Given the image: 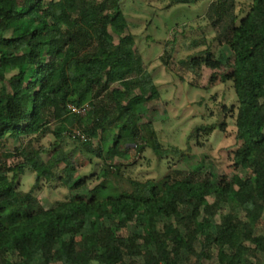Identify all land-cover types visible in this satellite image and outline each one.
Masks as SVG:
<instances>
[{
	"label": "trees",
	"instance_id": "trees-1",
	"mask_svg": "<svg viewBox=\"0 0 264 264\" xmlns=\"http://www.w3.org/2000/svg\"><path fill=\"white\" fill-rule=\"evenodd\" d=\"M123 2L0 0V264L37 258L36 264H204L215 251L219 264H262L264 0H252L246 12L235 10L236 0L166 4L176 7L166 26L176 27L195 19V6H207L212 35L185 39L193 54L180 61L176 73L190 82L208 67L213 74L206 87L233 82L238 101L221 112L235 120L233 175L214 181L168 170L159 179L127 177V187L124 169L131 157L147 151L160 161L181 157L194 140L209 139L228 125L196 126L184 150L165 145L153 120L141 122L162 92ZM221 37L233 61L224 50L215 52ZM173 39L165 47L169 59ZM196 83L190 82L202 84ZM85 104L90 105L85 115L69 107ZM75 127L86 140L73 138ZM49 132L55 140L46 148L40 142ZM68 138L78 143L70 152ZM80 152L87 170L79 171L72 160ZM17 154L23 163L8 166L7 159ZM25 166L35 171L37 184L46 180L64 187L66 198L48 208L38 205L33 191L19 190L10 175ZM134 223L143 233L115 232Z\"/></svg>",
	"mask_w": 264,
	"mask_h": 264
},
{
	"label": "rangeland",
	"instance_id": "rangeland-1",
	"mask_svg": "<svg viewBox=\"0 0 264 264\" xmlns=\"http://www.w3.org/2000/svg\"><path fill=\"white\" fill-rule=\"evenodd\" d=\"M169 0H124V8L128 17L131 31L136 35L140 52L143 54L149 70L153 74L156 83L162 92V98L157 102H151L149 112L141 116V122L153 120L159 133L161 141L167 146L178 147L189 150V135L196 126L221 124L226 121L228 128L226 131L218 128L212 133L209 139L193 141L190 152L181 157L172 156L167 161H160L151 151L142 155L131 157L126 164L123 184L127 187V177L140 179H159L168 170L174 171L175 176H188L197 174L200 177L209 175L214 181H219L223 175L232 176L234 169L232 164L236 142L235 120L230 116L226 118L221 112L225 105L237 103L238 96L233 82L227 81L219 83L213 87H206V79L213 74L208 67L202 68V77L192 75L190 82H201L200 86H192L190 82L183 81L176 72L180 70V61L186 62L193 54L190 37L197 35L205 37L206 33L213 29L211 19L206 16L207 6L193 8L197 13L192 21H185L179 26H166L165 21L171 16L173 9L166 6ZM252 5V0H236V11H247ZM181 13V12H180ZM206 16V17H205ZM179 19H183L181 16ZM176 20V19H175ZM180 21V20H179ZM188 24L185 31L184 25ZM159 25V27L157 26ZM215 28V27H214ZM220 30L219 28H216ZM177 32V33H176ZM152 35L151 38L148 36ZM205 35V36H204ZM174 37V52L170 59L167 57L166 44L170 37ZM219 36V35H217ZM189 39V40H185ZM189 42V43H187ZM215 52L220 49L233 61L234 53L225 38L215 44ZM168 61V62H167ZM168 63V64H167ZM209 85V84H208ZM8 87V84H5ZM55 140L54 134L49 132L40 144L49 147ZM12 143V142H11ZM40 147L39 142L35 144ZM65 149L70 152L78 143L68 138L64 142ZM3 141H0V154ZM23 157L19 154L7 159L8 166H17L23 163ZM77 169L86 170L89 168L88 160L82 152L72 155ZM17 174V175H16ZM11 177L16 176L17 187L22 192L33 191L34 198L38 205L45 208L51 207L57 200L66 198V190L62 186L51 185L46 180L37 184L35 171L28 166L23 170H15L10 173ZM264 226L258 229L262 233ZM118 235L127 236L132 233H143V229L138 224H130L127 228H115ZM188 254V251L186 252ZM217 251L215 258L205 260L204 264H219L217 261ZM41 259H33L30 264H36ZM128 261H142V259H131ZM53 264H66L55 260ZM264 264V255L263 263Z\"/></svg>",
	"mask_w": 264,
	"mask_h": 264
},
{
	"label": "built area",
	"instance_id": "built-area-1",
	"mask_svg": "<svg viewBox=\"0 0 264 264\" xmlns=\"http://www.w3.org/2000/svg\"><path fill=\"white\" fill-rule=\"evenodd\" d=\"M70 110L71 112L77 114V115H85L89 110H90V105L89 104H85L82 106H76V105H70ZM72 136L73 138H79L82 140H86V136L85 134L82 132L81 129L75 127L72 129Z\"/></svg>",
	"mask_w": 264,
	"mask_h": 264
}]
</instances>
